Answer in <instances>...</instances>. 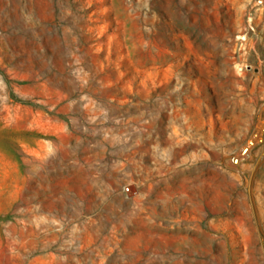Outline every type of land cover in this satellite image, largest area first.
<instances>
[{
	"label": "rangeland",
	"instance_id": "1",
	"mask_svg": "<svg viewBox=\"0 0 264 264\" xmlns=\"http://www.w3.org/2000/svg\"><path fill=\"white\" fill-rule=\"evenodd\" d=\"M128 219L166 264H264V0H0V264Z\"/></svg>",
	"mask_w": 264,
	"mask_h": 264
},
{
	"label": "crops",
	"instance_id": "2",
	"mask_svg": "<svg viewBox=\"0 0 264 264\" xmlns=\"http://www.w3.org/2000/svg\"><path fill=\"white\" fill-rule=\"evenodd\" d=\"M128 217L134 216L131 210H122ZM120 225L114 226L112 232H119L120 241H110L107 247L106 258L91 259V262L81 261L79 264H166L163 258L152 256L150 251L156 249L151 237L154 232L145 231L142 225L135 219L121 221ZM116 229V230H115ZM114 230V231H113ZM163 262V263H162Z\"/></svg>",
	"mask_w": 264,
	"mask_h": 264
},
{
	"label": "built area",
	"instance_id": "3",
	"mask_svg": "<svg viewBox=\"0 0 264 264\" xmlns=\"http://www.w3.org/2000/svg\"><path fill=\"white\" fill-rule=\"evenodd\" d=\"M125 193H126V195L128 197H131L134 194L132 187L131 186H126L125 187Z\"/></svg>",
	"mask_w": 264,
	"mask_h": 264
}]
</instances>
